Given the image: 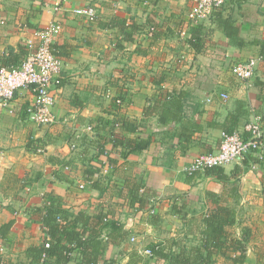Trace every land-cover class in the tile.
<instances>
[{
    "label": "crops",
    "instance_id": "0c3cea01",
    "mask_svg": "<svg viewBox=\"0 0 264 264\" xmlns=\"http://www.w3.org/2000/svg\"><path fill=\"white\" fill-rule=\"evenodd\" d=\"M192 5L193 0H0V66L19 65L27 42L37 44L36 32L53 21L61 25L54 48L63 63L60 82L52 87L55 123L39 127L29 120V89L16 93L14 113L0 107V228L12 223L0 239V264L30 263L28 248L46 236L43 212L51 196L73 212L108 215L123 224L126 238L109 243L104 260L127 263L134 250L155 243L176 248L173 242L196 238L215 195L236 210L235 234L250 230L244 264H264V158L250 153L222 167L223 179L183 172L194 157L218 148L221 124L231 112L240 115L236 131L264 116V61L248 81L228 68L230 61L264 55V0H227L200 23L189 18ZM85 6L97 9V22L74 13ZM114 16L127 19L130 38L119 27L102 26ZM224 20L235 28L231 36L220 25ZM125 120L137 130L128 131ZM114 134L125 143L116 144ZM142 138L151 139L149 147L130 152L129 140ZM106 156L114 166L108 174ZM129 186H140L142 205H130ZM111 231L104 228L102 236ZM67 264H77L75 257Z\"/></svg>",
    "mask_w": 264,
    "mask_h": 264
},
{
    "label": "trees",
    "instance_id": "16d2710c",
    "mask_svg": "<svg viewBox=\"0 0 264 264\" xmlns=\"http://www.w3.org/2000/svg\"><path fill=\"white\" fill-rule=\"evenodd\" d=\"M229 20L220 24L226 35L231 36L234 26ZM103 27H119L124 30L126 38L132 36L127 33V19L122 16H114L109 22L101 23ZM172 99L168 95V101ZM240 108V104L238 109ZM244 112V111H243ZM240 115L231 112L221 128L223 132L233 133L238 129ZM162 122L164 117L161 118ZM123 121L128 131H136L137 124ZM115 143L120 141L117 134L113 135ZM132 148L130 152H141L147 149L151 139L129 140ZM206 174H217L220 179L225 178L222 167L208 168ZM128 196L131 206L137 202L144 203V195L140 193V186H129ZM215 207L203 218V227L199 235L182 243L173 242L174 247H167L162 243L151 244L149 248L153 256L145 259L144 255L134 250L127 263L118 262L116 259L104 260V255L109 243L123 241L126 238V230L123 224H117L108 215L89 216L84 211L73 212L62 205L60 198L51 196L44 206L45 238L41 245L28 248L27 256L29 264H67L75 257L77 264H149L153 259L154 264H216L219 257H225L231 264L246 263L250 230H244L241 237L237 236L233 228L237 224L236 210L227 202H221L213 196ZM225 203V204H223ZM181 210L180 208L177 209ZM12 223L0 228V239L7 237ZM111 227L112 231L105 237L102 236L104 228ZM76 253V256L73 254ZM1 261V260H0Z\"/></svg>",
    "mask_w": 264,
    "mask_h": 264
},
{
    "label": "built area",
    "instance_id": "2783aa9c",
    "mask_svg": "<svg viewBox=\"0 0 264 264\" xmlns=\"http://www.w3.org/2000/svg\"><path fill=\"white\" fill-rule=\"evenodd\" d=\"M227 0H193L189 18L200 23L208 19L211 14L223 7ZM74 13L84 16L89 22H97L98 11L93 6L78 7ZM61 29L58 21L51 22L48 26L38 30L36 36L39 42H27V56L17 66H0V107L9 113H14L13 100L16 93L22 89H29L34 93V101L28 106L29 120L39 127L48 126L57 121L53 111L56 96L52 87L60 82L62 77L63 63L55 53V38ZM264 31V28H263ZM264 61V55L251 57L234 63L231 73L240 80H251L260 62ZM220 98L224 101L229 99V94L221 93ZM212 101V98L208 99ZM37 152H44L43 147L37 148ZM250 153L256 154L260 159L264 158V116L257 114L245 125L243 131L233 133L222 132L221 141L217 149L202 153L194 157L183 168L187 175L194 176L206 172L208 168L225 167L235 162L245 160ZM108 154L107 151L104 152ZM106 156L103 162V172L108 174L113 166ZM85 184L80 188L84 189ZM158 198L152 197L151 202L157 203ZM151 210V213H155ZM135 241V238H132ZM140 253L153 256L150 248L141 250ZM0 263H3L2 260Z\"/></svg>",
    "mask_w": 264,
    "mask_h": 264
},
{
    "label": "rangeland",
    "instance_id": "374dc122",
    "mask_svg": "<svg viewBox=\"0 0 264 264\" xmlns=\"http://www.w3.org/2000/svg\"><path fill=\"white\" fill-rule=\"evenodd\" d=\"M231 63H233L232 61H230V62H228V68H232V66H233V64H231ZM187 241H190V239H188ZM131 244H132V242H131ZM230 262V264L232 263L231 261H229ZM229 262H228V264H229ZM218 264H223L222 262H219ZM224 264H226V263H224Z\"/></svg>",
    "mask_w": 264,
    "mask_h": 264
}]
</instances>
